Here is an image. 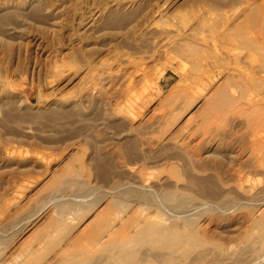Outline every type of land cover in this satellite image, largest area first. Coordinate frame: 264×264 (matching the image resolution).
<instances>
[{
	"label": "rangeland",
	"instance_id": "374dc122",
	"mask_svg": "<svg viewBox=\"0 0 264 264\" xmlns=\"http://www.w3.org/2000/svg\"><path fill=\"white\" fill-rule=\"evenodd\" d=\"M263 119L264 0H0V264H264Z\"/></svg>",
	"mask_w": 264,
	"mask_h": 264
},
{
	"label": "bare ground",
	"instance_id": "6f19581e",
	"mask_svg": "<svg viewBox=\"0 0 264 264\" xmlns=\"http://www.w3.org/2000/svg\"><path fill=\"white\" fill-rule=\"evenodd\" d=\"M261 47H262V46H261ZM257 94H258V93H257ZM262 118H263V117H262ZM262 118H261V119H262ZM263 120H264V119H263ZM263 120H262V121H263ZM263 138H264V137H263Z\"/></svg>",
	"mask_w": 264,
	"mask_h": 264
}]
</instances>
